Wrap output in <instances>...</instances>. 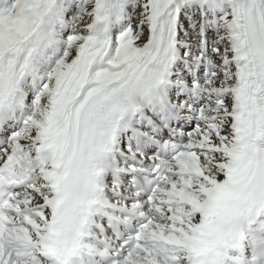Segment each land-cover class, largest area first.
Wrapping results in <instances>:
<instances>
[{
  "label": "snow or ice",
  "instance_id": "1",
  "mask_svg": "<svg viewBox=\"0 0 264 264\" xmlns=\"http://www.w3.org/2000/svg\"><path fill=\"white\" fill-rule=\"evenodd\" d=\"M0 264H264V0H0Z\"/></svg>",
  "mask_w": 264,
  "mask_h": 264
}]
</instances>
